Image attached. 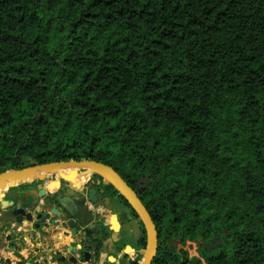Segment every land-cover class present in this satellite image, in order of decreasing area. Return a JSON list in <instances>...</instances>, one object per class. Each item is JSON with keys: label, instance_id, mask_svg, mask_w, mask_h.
<instances>
[{"label": "trees", "instance_id": "1", "mask_svg": "<svg viewBox=\"0 0 264 264\" xmlns=\"http://www.w3.org/2000/svg\"><path fill=\"white\" fill-rule=\"evenodd\" d=\"M80 158L134 189L150 264L199 234L264 264V0H0V171Z\"/></svg>", "mask_w": 264, "mask_h": 264}, {"label": "crops", "instance_id": "2", "mask_svg": "<svg viewBox=\"0 0 264 264\" xmlns=\"http://www.w3.org/2000/svg\"><path fill=\"white\" fill-rule=\"evenodd\" d=\"M43 175L41 180L33 177L23 184L7 185L3 197L15 196L14 199L19 201L30 193L33 198L38 199L31 207L33 214L40 210L47 211L54 206L60 211V218L54 224L47 220L40 222L38 227H33L34 221L14 222L12 218H0V264H63L61 256L66 258L65 264H75L73 260L75 259V262L78 260L81 249L72 251L67 243L74 245L79 240L82 249H87L90 253L89 260L82 261L81 264H125L123 251L128 256L140 252L142 246L137 244L140 226L123 201L114 195H109L101 201H95L96 198L93 201L89 200L87 189L92 187L95 193L97 192L96 175H91L86 183L76 178L62 179L53 170ZM39 187L44 189L43 195H38ZM78 199H82V206L91 214L90 219L83 220L79 216ZM110 214L114 215L113 221ZM68 217L79 224V231L76 234H71L69 230L60 226L59 222ZM6 219H10L9 227L4 226ZM93 222L102 225L109 239L103 240L96 254L95 242L88 240L86 236L91 235L85 234L82 229L84 226H92ZM9 246L18 250L20 255H13ZM18 260L20 263H17Z\"/></svg>", "mask_w": 264, "mask_h": 264}, {"label": "water", "instance_id": "3", "mask_svg": "<svg viewBox=\"0 0 264 264\" xmlns=\"http://www.w3.org/2000/svg\"><path fill=\"white\" fill-rule=\"evenodd\" d=\"M67 165L71 168L65 172H59L56 166L58 165ZM80 170L78 173L77 170ZM41 170V171H39ZM53 170L55 174L62 179L66 180H80L82 183H86L90 176L96 175V184L109 183L112 187L124 198V200L129 204V206L136 213L138 219L141 221L145 233V249L141 248L140 252L142 259L138 264H150L151 258L156 249V230L154 224L140 201L139 197L136 195L134 189L128 185L124 179L114 170L110 165L97 161L94 159L80 158V159H67V160H56L43 163H33L30 165L23 166L19 169H4L0 171V185L6 182V185L9 184H23L25 181L31 180L33 177L37 179H43L44 173ZM76 172L78 174H76ZM4 187V188H5ZM44 189L42 187L38 188V195H43ZM5 195L4 189L0 190V218L8 217L12 218L14 222L22 221H34L33 227H38L40 222L47 220L50 224H54L60 218V211L54 206L50 207L47 211H37L35 214L32 213L31 207L34 206L37 202V198H33L32 194H26L25 197L19 201H16L14 198L3 197ZM87 195L89 200L93 201L95 199V190L90 187L87 189ZM111 220H114V215L110 214ZM65 230H69L71 234H76L79 231V226L71 218L62 219L60 222ZM4 226H10V219H6ZM90 240L89 236H86ZM196 242L200 243L204 248L210 249L213 245L211 241H205L201 234H199L195 239ZM67 246L72 250H80L81 255L78 260L73 262L75 264H81L82 261H88L90 253L87 249H82L81 240L76 242L74 245L67 243ZM9 250L15 256H19L20 253L18 250L14 249L12 246H9ZM66 258L64 256L60 257V260L64 261ZM20 263V260L17 261Z\"/></svg>", "mask_w": 264, "mask_h": 264}, {"label": "flooded vegetation", "instance_id": "4", "mask_svg": "<svg viewBox=\"0 0 264 264\" xmlns=\"http://www.w3.org/2000/svg\"><path fill=\"white\" fill-rule=\"evenodd\" d=\"M93 175V174H92ZM101 184V183H100ZM100 184H97L98 185V187L96 188V190H97V192L95 193V194H97V195H95V198H96V200L95 201H101V200H103L104 198H106L107 196H109V195H107V194H104V195H102L101 194V191H100ZM78 209H79V216H81L82 218H83V220L85 219V220H88V219H90V216H91V214L87 211V210H85V208L82 206V207H78ZM111 219V218H110ZM152 220V219H151ZM138 222V221H137ZM153 222V221H152ZM142 224V223H141ZM154 224V223H153ZM78 226H79V224H77ZM154 227H155V230H156V249H157V238H158V235H157V229H156V226H155V224H154ZM142 228H143V225H142ZM82 229H84V233L85 234H87V235H91V236H89L90 237V241L92 242H95V244H94V249H95V251H94V253L96 254L97 253V249L99 248V247H101V245H102V243H103V240L105 241L107 238H108V236L106 235V233L104 232V230H103V227H102V225H100L99 226V223H97V222H93V224H92V226H90V227H87V226H84ZM92 230H94L95 231V233H94V231H92ZM144 230V229H143ZM92 231V232H91ZM97 233L98 234H101V237H100V239L99 238H97ZM144 233V232H143ZM140 234H141V227H140ZM140 234H139V236H140ZM139 236H138V238H137V244H139V245H141L142 246V248H145V245H146V242H145V233H144V242L142 243V244H140V243H138V240H139ZM207 241H211V243H213V245H212V247L210 248V249H212L213 247H214V245H216V244H218V241H217V237L216 236H211V237H209L208 238V240ZM200 244V243H199ZM113 245L115 246V243H113ZM124 245V243H122V246ZM116 247V246H115ZM156 249H155V251H156ZM123 258L125 259V264H138V262L140 261L139 260V258L141 257L142 258V255H141V252H139V253H135L134 255H130V256H128L127 254H124V251H123ZM154 254H155V252H154ZM153 254V255H154ZM140 256L139 258H136V256ZM80 256V255H79ZM152 258H153V256H152ZM152 258H151V260H152ZM150 263H151V261H150Z\"/></svg>", "mask_w": 264, "mask_h": 264}, {"label": "rangeland", "instance_id": "5", "mask_svg": "<svg viewBox=\"0 0 264 264\" xmlns=\"http://www.w3.org/2000/svg\"><path fill=\"white\" fill-rule=\"evenodd\" d=\"M22 160H23V162H29L30 159H29L28 156H23ZM81 202H82V199H78V202H77L78 207H82V203ZM92 231H94V230H92ZM94 233H95V231H94ZM100 237H101V234L97 233V238L100 239ZM171 241H172V243L174 242V245H175L176 248L180 247L183 250H185L186 253H187V256H196V257H198L200 259L202 264H205V261L203 260V257L201 256L200 251H199V243L196 242L194 239L183 238V240L180 241V240H177L176 237L175 238L172 237ZM139 257H140L139 255L136 256V258H139ZM141 259L142 258L140 257L139 260H141ZM65 262H67V261L64 260L63 264H65Z\"/></svg>", "mask_w": 264, "mask_h": 264}, {"label": "bare ground", "instance_id": "6", "mask_svg": "<svg viewBox=\"0 0 264 264\" xmlns=\"http://www.w3.org/2000/svg\"><path fill=\"white\" fill-rule=\"evenodd\" d=\"M56 168H58V171L59 172H64V171H67L68 169H70L71 167L70 166H67V165H62V164H60V165H58V166H56ZM39 171H41V170H39ZM5 185H6V182L5 183H2L1 185H0V190L2 189H4V187H5ZM113 221V220H112Z\"/></svg>", "mask_w": 264, "mask_h": 264}]
</instances>
